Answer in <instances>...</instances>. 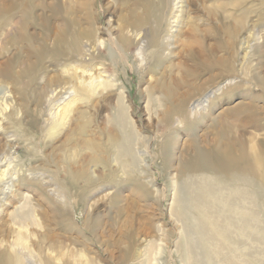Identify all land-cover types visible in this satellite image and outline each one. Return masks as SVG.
Returning <instances> with one entry per match:
<instances>
[{"label": "rangeland", "instance_id": "obj_1", "mask_svg": "<svg viewBox=\"0 0 264 264\" xmlns=\"http://www.w3.org/2000/svg\"><path fill=\"white\" fill-rule=\"evenodd\" d=\"M61 1L0 0V190L6 187L8 193L7 182L11 180L33 198L31 208L21 209V195L12 193L7 199L0 192V252L9 249L11 254L21 253L23 262L29 264H40L44 254L60 263L61 252L72 262L80 258L90 259L92 264H120L131 232L135 250L123 264H187L189 247L201 254L198 257L200 262L203 257V264H264V183L251 180L246 169L231 167L224 173L187 160L199 143L202 147L229 144L247 151L254 145L264 153V93L258 83L264 79V23L255 13L260 0H245L250 16L235 42L221 33L220 21L209 15L208 9L218 2L233 4L236 0H176V16L170 19L171 30L176 29V47L168 45L160 63L146 46L145 29L126 23L134 10L143 12L137 0ZM230 9L227 7L228 12ZM109 19L114 32L124 31L132 38L127 61L111 56L103 43ZM192 21L206 34L210 55L226 58L233 72L217 66L199 78L191 75L192 59L181 51L178 41ZM59 27L64 34L62 54L53 49ZM208 27L212 31L206 33ZM87 29L91 35L81 34ZM41 49L46 50L42 53ZM174 77L176 99L189 94L187 108L192 114L189 122L176 115L166 124L167 87L174 85ZM109 80L116 86H106ZM119 86L125 87L138 129L136 133L129 127L124 129L128 141L117 113ZM205 93L207 97L198 104L195 99ZM149 94L154 95L150 122L145 108ZM248 115L255 117L259 126L246 124ZM110 136L116 139L113 146ZM117 141L127 146L125 155L132 166L127 172L116 162ZM163 141L169 142L165 148L172 152L165 167L159 157ZM101 148H108L109 153ZM174 179L178 196L183 197L181 191L188 189L185 203L201 192L210 214L202 216L191 203L189 209L207 224L212 222V226L208 224L212 243H205L186 216L175 220L168 215ZM71 180L78 183L81 193L70 188ZM60 185L67 190L65 196ZM240 187L244 195L237 191ZM237 192L247 198L242 201L247 207L254 200L255 230L239 235L232 225L227 241L225 217L234 214L230 210H234ZM47 196L69 199L72 205L80 198L79 206L70 209L71 220L60 222L48 213ZM31 213L37 225L27 227ZM85 218L91 223L89 227L98 219L97 235L88 230L79 235L77 228ZM214 221H218L217 226ZM159 222L165 231L158 230ZM46 232L52 233L51 238L43 237ZM163 244L162 255L156 254Z\"/></svg>", "mask_w": 264, "mask_h": 264}, {"label": "bare ground", "instance_id": "obj_2", "mask_svg": "<svg viewBox=\"0 0 264 264\" xmlns=\"http://www.w3.org/2000/svg\"><path fill=\"white\" fill-rule=\"evenodd\" d=\"M233 2H234L233 4H231L232 2L231 3L218 2L216 7H210L208 9V14L213 16V17H215L217 20L220 21V25L221 26H220L219 30L221 31V33L229 35L230 38L232 39V41L235 42L237 37H238V34H240L239 32L241 31V29H243L246 20L250 16V13L248 14V11H250V10H248V9L246 10L244 8L245 3H246L245 0H236V1H233ZM137 5H138V9H139V7L142 8L143 12L142 13H138L137 11L134 10L132 12L131 18L126 23L129 24L130 26H132L133 28L137 29V30L138 29H140V30L145 29L144 36H145L146 46L148 48H150V50H152V53H154L155 57L157 58L156 59L157 62L160 63V62H162L163 58L165 59L164 51H165L166 47L168 45H172V46L176 47V29L175 30H171V27H170V25H171V23H170L171 17L173 16V18H175L174 16H176V15H174V12L176 11V0H137ZM229 6L231 7V9L228 12L227 7H229ZM255 13L257 14V16L259 18V22L264 23V0H260L258 9L255 10ZM107 24H108L107 29H106L107 30V36L103 39V43L106 44V46L108 47V50H109L111 56L117 57L118 60H120L121 62L122 61H127L128 54L130 53V44H132V38H131L130 34L124 32V31H119L118 33L114 32V30L111 27V20L110 19L108 20ZM173 27H176V25H173L172 28ZM199 27H198V25H196L192 21V23L188 25V29L185 31L183 39L178 41L179 44H180V47H181V51L186 53L187 56L190 59H192V65H193L192 67H194L193 68L194 69V71H193L194 75H193V73H191V75L194 78H199L201 75H203L204 72H211L217 66H220L222 68H226V70H228V72H230V73L233 72L234 68L228 64L226 58L217 57V56H216V58H214V57H212L210 55L208 47H207L206 42H205L206 34L203 35L202 33H200L202 30ZM209 27L206 30L204 29V31H206V33H209L210 31H212V29L209 28ZM81 32H83V31H81ZM81 34L91 35L92 32H91L90 29H87V30H85V32H83ZM63 36H64V34H63L62 27L61 28L59 27V29H57V31L54 34L53 49H54L55 52H58V53H61V54L64 52L63 48L61 47L62 46V42H63ZM166 36H169L170 39L166 40V38H167ZM75 43H76V45L79 43V36H77L75 38ZM33 47H35V46H33ZM64 48H67V47H64ZM46 49H47V47H46ZM45 50L41 49V52L42 51L45 52ZM167 50H168V48H167ZM39 52H40V49H39ZM70 52H72V51H70ZM36 53L38 54V52H36ZM152 53H150V54L152 55ZM170 54L172 55V53H170ZM215 54H217V53H215ZM215 54H213V55H215ZM54 55L56 56V54H54ZM64 55H65V53H64ZM148 55H149V53H148ZM50 56H52V55H50ZM39 60H42V59H39ZM186 71H188V69ZM190 71H191V68H190ZM185 75H187V73ZM73 78H74V76H73ZM174 79H175L174 85L167 87V91L170 92L168 94V96H167V101H168L169 105L165 109L164 117H163V120H164V122L166 124L170 123V121H172L173 117L176 116V115L180 116L183 121L189 122L190 121V114H192L191 111H190L191 109L189 108L190 110H188V108H187V103H188V101L190 99L189 94H184L185 97L184 96H180V97H177V99H176V77H174ZM180 81H181V79H180ZM182 81H184V80H182ZM258 83L262 86L263 93H264V79H262V78L258 79ZM181 84L182 83H178L177 84L178 87H181ZM105 85L106 86H110V87H112V86L115 87L116 86V85L112 84L111 80L107 81L105 83ZM124 88L125 87H122V86H119L117 88V90H118V93H117L118 94V96H117V99H118V103H117L118 112L117 113H118V117H119L118 119L122 122L121 123V127H122V130H123L122 133L124 134V140L128 141V137L129 136L126 135L124 129H127L129 127L130 129L135 131V133L138 132V129H136L137 128L136 122L133 119V116L131 115V112H130V108H131L130 103H129L130 101L129 102L126 101V94H125L126 91H125ZM207 94L208 93H205L204 96L195 99L196 101H198V104H200L202 102V99L204 97H207ZM190 95H191V93H190ZM153 96H154L153 94H149V98H148L147 104L145 106V108L147 110V113H148V115H147L148 116V118H147L148 120L147 121H149V122L151 121L152 116L154 115L153 112H152L153 110L151 109L152 101L154 100ZM51 97H52V95H51ZM161 103H163V102H161ZM161 103L159 105H162ZM27 111H28V109H27ZM245 123L246 124H251V125H254V126H259L258 120L255 117L253 118L252 116H249V115L245 119ZM130 138H132V137L130 136ZM113 140H114V137L110 136V143H112V146L114 145V142H115L116 139L114 141ZM167 143H169V142H164L163 141V144H160L161 145L160 148L162 149V151H161V153H159L160 154L159 157L160 158L162 157V159H163L162 164L164 165V167H165V165L168 164V162L172 158L171 157L172 156L171 155L172 152L170 153V151L169 152L166 151L167 149L165 147L167 146ZM98 147L99 146H95V148H98ZM193 148L195 149V151H194V153L192 152L193 155L190 158H188L187 160L189 162L191 161V163L194 166L214 167L215 169L221 170L220 172H224V173L230 171L231 167H237V168H239V170L246 169L247 171H249L248 173L252 176L251 180H258L259 179L261 182L264 183V153H263V150H259V151L256 150V147L254 145L250 146L249 151H247L245 148H237L236 149V148L230 146L229 144L228 145H223L222 143H215L212 147L211 146L202 147V146H200V143H199V145L196 144ZM101 149L105 153H109V149L108 148H106V149L101 148ZM117 149H118V151H117V158H116L117 160H116V162L118 163V166L122 170H124L125 172L131 170L132 166L130 164V161L126 158V155H125V153H127L126 144H124L122 141H119L118 144H117ZM152 156L155 159H157L156 154L154 152L152 153ZM140 157H142V156H140ZM183 164H186V163H183ZM190 167H192V165ZM83 173L85 175V172H83ZM138 175H140V174H138ZM0 180H2V179H0ZM86 180H87V178H86ZM90 180L91 179L88 178L87 182L88 183L91 182ZM10 181L7 182L9 184L8 185L9 186L8 187L9 188V192L8 193L5 192V188L6 187L1 189L0 192L2 194H5V196L7 195L6 196L7 199L10 197L9 194H12V193L13 194H17L18 196L21 195L22 196V198H21L22 199V205H20V208L21 209L22 208H31L33 206V202H32L33 198H32V195L29 193V191L25 190V191L22 192L21 190L24 187H22V189H21L20 186H22V185L20 183L19 184L15 183V182L11 183ZM137 181H141L143 183L142 179H138L137 178ZM76 185H78V183L75 184L72 181L71 184H70V188L75 190V189H77ZM153 186H154V184H153ZM190 186H192V185L188 184V187H190ZM178 187H179V185H178ZM78 188H79V186H78ZM200 188L202 189V190L201 189L200 190L202 191V195H203L202 186ZM180 189H181V187H180ZM59 190H60V192L62 193L63 196L66 195V191L67 190L65 189V187L63 185H60V189ZM77 190H78L77 193H81V191H82V189L81 190L77 189ZM192 190H193V188H192ZM194 190H195V188H194ZM235 190H236V188H235ZM238 190L241 192V194L244 192V191H242V188L241 189L237 188V191ZM14 191H16V192H14ZM159 191H160L159 188H157V192H159ZM181 192H184V193L188 194V189L186 191L183 190ZM194 192H197V190H195ZM184 193H183V195H184L183 197H181L180 195L178 196V190H177V185H176V180H175L173 182L172 201L170 203V208H169V214L168 215L171 216L175 220H176L177 216L178 217L180 215L186 216L187 220L190 221L192 226L195 227V229L198 230V233L200 234V237H202V239L205 241V243H207V244L212 243L211 242V237L209 236V228H208V224L210 223V225L212 226V224H211L212 222L210 221L207 224V221L201 220L199 217L195 216V214H194L195 212H191V209H189V207L191 205H195L194 207H197L196 209H198V208L200 209V210H198V212L202 216H204L205 214H210V211H209L210 209L208 210L206 205L203 204V201L205 199L203 200L200 191L198 192L200 194L194 193L192 198L190 197L191 194H189V198L188 199L191 198L189 200V201H191L190 202L191 205H190L189 202L185 203L187 198L185 199L186 194H184ZM237 193H239V192H237ZM241 194L239 193L238 195L235 196L236 200H235V204L233 205L234 210H233V208H231V210H230V212L234 213L235 215L233 214V216H232V214H231L230 216H226L225 217L226 223H227V227H226V232L225 233L229 237V238L227 237V241L230 239V233L232 231V228H231L232 225H234L238 229V231L236 233H238L239 235H246L247 233H249V230L251 231L250 233H253V229L255 230V221H256V216L257 215H256V210H254V208H255L254 200H253V202L250 203L251 206L249 205L247 207V206H245V204L242 203V201H245V200L247 201V198L244 197V196H243L244 198L241 197ZM242 195H244V194H242ZM187 197H188V195H187ZM210 198H211V196H210ZM76 199H77V201H75L74 204L72 205L70 203L69 199L68 200H64V199H62V200L60 199L59 200L58 198H52V197L47 196L46 200H45L46 203H47L46 204L47 205L46 208L48 209V213L50 211L55 219H61L60 222L61 221H65V220H69L70 219L69 215L71 213L70 209H72L73 207L77 208L79 206L80 198H76ZM70 204H71V206H70ZM221 204L222 203H220V205ZM178 206H179V208H178ZM123 211H125V210H123ZM165 211H167V210L164 209V214L166 213ZM34 217L35 216L31 213V215L29 217V223H25L27 227L28 226H32L34 224L37 225V222L34 220L35 219ZM204 217H206V215ZM186 218H185V220H186ZM158 219L160 220V218H158ZM163 222H164V220H163ZM163 222H161V223H163ZM161 223H160V225H158V230L162 232V231H165V230L163 229L164 228L163 227L164 224H161ZM187 223H189V222H187ZM80 224H81V227L77 228V232L79 233V235H83V236L86 235L85 234V230H86V232L88 230V231H90L91 234L95 235L97 233V231L99 230V221H98V219L95 220V222L92 224V227L91 226L89 227L88 224H91V223H89L87 218L82 220V222ZM214 224H216V226H217L218 225V221L217 222L214 221ZM75 226H77V225H75ZM184 229L185 228H183V230ZM247 229H248V232H247ZM191 232L194 233L193 231H190V233ZM180 233H182V229H181ZM183 233H184V231H183ZM50 234L52 235V233H47L46 232L43 237L48 238L50 236ZM137 234H138V232H137ZM213 236H214V234H213ZM49 238H51V237H49ZM127 238H128V241H126L127 242L126 249H125L124 253H122V255L119 257V263L120 264H123V263L127 262V260L130 259L132 257V255L134 254V250H135L134 249L135 248L134 236H133V234L131 232H129V234L127 235ZM189 238H190V236H189ZM196 238L194 239L195 241H196ZM54 241H56V240H54ZM183 241H184V239H183ZM41 243H43V242L41 241ZM118 244H119V242H118ZM203 245H204V243H203ZM36 246H38V244ZM40 246H41V244H40ZM20 247H21V245H20ZM163 248H164V244L160 245L159 249H158L159 251L156 254L162 255V249ZM190 249L191 248L189 247V253L187 254V257H188L187 260H189V263L187 262V264H203V257L201 259V262L199 261L200 257H198L201 254L194 253L192 251V249L191 250ZM8 250L9 249L0 252V264H29V263H24L23 262V257H22L23 254L20 255L21 253H16V252H15V254H11ZM205 250H206V248H205ZM186 252H187V250H186ZM59 256H60L59 260H61L60 263L57 262L55 260V258H52V256H48V255H45V254H44V256L40 255V258H41L40 259V261H41L40 264H92V261L90 259H87L85 261L83 259L77 258L76 260H74L72 262V261H70L71 259L68 260L69 258H67L68 256L64 252H61L59 254ZM159 259L160 258H158V261H160ZM213 259H215V258H213ZM208 262H210V261H208Z\"/></svg>", "mask_w": 264, "mask_h": 264}]
</instances>
